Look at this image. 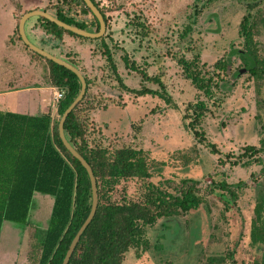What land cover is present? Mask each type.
<instances>
[{
    "label": "rangeland",
    "instance_id": "rangeland-1",
    "mask_svg": "<svg viewBox=\"0 0 264 264\" xmlns=\"http://www.w3.org/2000/svg\"><path fill=\"white\" fill-rule=\"evenodd\" d=\"M63 1L0 0V109L30 113L37 108V113H43L47 102L54 100V90L18 91L39 82L47 85L49 65L19 40L18 29L6 39L14 8L17 25L26 11L47 8L55 14L59 6L75 17L93 20L92 15L81 13L82 6L72 4L69 11ZM96 2L106 14L107 31L104 39L97 40V72L82 66L92 82L84 103L87 106L91 101L93 106L87 113L90 145L110 150L142 148L155 184L178 194L183 180L194 178L203 198L196 209L145 226L148 244L131 248L122 264H209L211 257L223 258L216 264L252 262L264 252V245L253 246L250 239L254 208L264 186V154L251 149L259 148L264 137V86L260 83L259 94L251 73L234 75L245 67L238 54L233 55L227 70H219L215 64L232 49L243 48L240 24L248 12L259 20L257 39L260 54H264V0ZM249 4L257 5L250 10ZM40 24L36 17L28 21L32 40H38L31 30ZM102 41L110 46L127 86L159 88V84L143 80L140 69L159 75L175 103L124 90L106 58L99 57L104 51ZM180 58L197 61L207 77L213 75L217 83L224 78L230 88L220 90L214 85V93L205 94L186 77ZM132 61L135 69L127 65ZM43 98L46 101L38 108ZM201 100L209 110L197 123L190 105ZM222 182L237 191V199L219 187ZM239 182L243 186L236 188ZM222 194L231 200L230 207ZM53 203V195L35 192L27 223L4 221L0 264H38L40 239L49 226Z\"/></svg>",
    "mask_w": 264,
    "mask_h": 264
},
{
    "label": "trees",
    "instance_id": "trees-1",
    "mask_svg": "<svg viewBox=\"0 0 264 264\" xmlns=\"http://www.w3.org/2000/svg\"><path fill=\"white\" fill-rule=\"evenodd\" d=\"M99 7L96 0H93ZM67 5H83L81 13L91 12L84 0H64ZM257 4H249L252 10ZM100 8V7H99ZM47 10V9H45ZM68 10H71L69 7ZM104 17V11L100 8ZM57 17L82 29H89L85 21H77L60 6ZM22 17V16H21ZM40 27L61 39L69 33L81 38L50 20L38 17ZM106 20V17H105ZM259 20L252 12L244 15L240 24V35L244 39L242 49L234 48L226 58H220L215 67L227 70L232 64V57L238 54L246 72L257 80V91L264 86V54H260L257 36L260 33ZM99 28L98 19L90 23ZM18 29L19 40H22ZM27 47V46H26ZM28 48V47H27ZM34 55L42 57L33 52ZM103 54L121 87L138 95H157L167 104H174V99L165 87L162 79L149 76L140 69L144 80H151L161 89L143 87L140 89L127 86L120 75L112 51L104 44ZM128 56H125L129 62ZM48 63L47 85L65 88V96L58 102L56 114L30 115L0 109V234L4 221L27 223L35 192L54 196L50 222L42 239L41 254L38 264H62L69 246L78 230L88 217L92 207V187L89 174L82 163L66 148L58 130L59 120L64 111L73 102L81 89L78 76L66 67L44 58ZM73 64L78 63L73 59ZM187 78L199 90L207 95L214 93L217 85L220 90L230 88L228 80L217 83L214 76L207 77L196 62L185 58L179 59ZM130 67L135 69L136 62ZM234 75H238L236 72ZM87 92L80 103L69 114L65 122V131L77 150L85 157L94 170L98 184V208L93 221L82 235L69 264H122L126 253L133 247L148 244L145 239V226H152L163 217L186 213L198 208L203 203L199 194V181L194 178L183 180L178 194H173L152 181L153 171L147 152L142 148L121 147L113 150L92 146L88 141L90 124L87 113L93 108L88 101L91 78L85 75ZM197 123L208 112L209 107L201 100L191 104ZM252 153L264 154V137L260 146H252ZM264 173V167L262 168ZM245 185V184H244ZM241 188V182L234 185ZM219 187L227 190L232 199L238 193L230 184L221 183ZM225 204L230 207L229 198L222 194ZM250 239L253 246L264 245V186L254 208L251 221ZM235 251L231 256H234ZM223 258L211 257L209 264L222 263ZM246 264H264V253Z\"/></svg>",
    "mask_w": 264,
    "mask_h": 264
},
{
    "label": "water",
    "instance_id": "water-1",
    "mask_svg": "<svg viewBox=\"0 0 264 264\" xmlns=\"http://www.w3.org/2000/svg\"><path fill=\"white\" fill-rule=\"evenodd\" d=\"M84 1L87 4V6L92 10V12L95 14V16L98 18V20L100 22L99 31H89V30L82 29V28H79L77 26L71 25V24L64 22L63 20L59 19L56 14H53L49 11L44 10V9L29 10L22 15V17L20 18V21H19L20 36H21L23 42L26 44V46L29 47V49L40 54L44 58L52 60L55 63L62 65L64 67H66L67 69L71 70L72 72H74L78 76V78L81 82V89H80L78 95L76 96V98L73 100V102L68 106V108L64 111V113L60 117L58 130H59L60 137H61L64 145L66 146V148L73 154V156H75L82 163V165L86 168V170L89 174L90 181H91V187H92V207H91V210H90L88 217L86 218V220L84 221V223L82 224V226L78 230L77 234L73 238V240L69 246V249L66 252V255L64 257L62 264H69L70 259L73 255V253L75 252L82 235L84 234V232L86 231V229L88 228V226L93 221V219L96 215L98 203H99L98 184H97V178L94 174V170H93L92 166L90 165V163L85 159V157L77 150V148L74 146V144L70 141V139L68 138L66 131H65V122H66L69 114L73 111V109L77 106V104L83 100V98L87 92L88 84H87L86 77L80 68H78L72 62L65 60L64 58L58 56L57 54L53 53L52 51L42 47L36 41L32 40L27 33L26 26H27V22L31 18L43 17V18L50 20L51 22L56 23L58 26L66 29V30H69L71 32H74L80 36L87 37V38H101L105 34L106 28H107L104 16H103L101 10L95 5V3L92 0H84ZM246 70H247L246 68H241L240 73H244V72H246Z\"/></svg>",
    "mask_w": 264,
    "mask_h": 264
},
{
    "label": "crops",
    "instance_id": "crops-1",
    "mask_svg": "<svg viewBox=\"0 0 264 264\" xmlns=\"http://www.w3.org/2000/svg\"><path fill=\"white\" fill-rule=\"evenodd\" d=\"M15 8L12 9L10 12V29L11 32L9 31V37L6 39V41L11 38L14 34V30L17 27V22L15 18ZM28 23V22H27ZM33 27H36L33 25ZM14 28V29H13ZM27 33L29 37L32 39L31 34L29 33V28L26 26ZM13 31V32H12ZM34 35L38 38L36 41L39 45L42 47L52 51L55 54L65 56V55H70L72 58H79L81 60V65L80 66H85L88 68L89 72H97V40H85L81 39L75 36H72L70 34H63L61 39H58L54 37L52 34L47 33V31L43 30L40 25L37 26L34 30H31ZM19 43L18 41L16 42L15 47H20L18 46ZM99 57H102L101 54H99ZM82 68V67H80ZM81 71L86 75L87 73L81 69ZM22 86V85H21ZM10 88H17V87H10ZM54 87L43 84L42 82L36 83L35 85L31 86H26L22 87L18 91L22 90H30V89H37L42 91L43 89H49V90H54ZM17 90V89H16ZM46 101L45 98L42 99V102L38 104V108H42L43 103ZM58 104L56 103L55 100H51L47 102V109L43 113H37V108L34 110H31L30 113L28 112H23L24 114H30V115H41V114H47L50 113L52 116L56 114ZM5 110V109H1ZM5 111H10V110H5ZM15 112V111H13ZM20 113V112H18Z\"/></svg>",
    "mask_w": 264,
    "mask_h": 264
},
{
    "label": "flooded vegetation",
    "instance_id": "flooded-vegetation-1",
    "mask_svg": "<svg viewBox=\"0 0 264 264\" xmlns=\"http://www.w3.org/2000/svg\"><path fill=\"white\" fill-rule=\"evenodd\" d=\"M93 1V0H92ZM94 2V1H93ZM95 3V2H94ZM87 5V4H86ZM96 5V4H95ZM77 6H82V9L84 8L83 7V5H77ZM97 6V5H96ZM69 7H71L70 5H69ZM98 7V6H97ZM99 8V7H98ZM45 9H47V8H45ZM44 9V10H45ZM69 9V8H68ZM82 9H81V11H82ZM90 9V8H89ZM100 9V8H99ZM49 9H47L46 11H48ZM57 10H58V8H57ZM91 10V9H90ZM70 11V10H69ZM27 12V11H26ZM55 14H57V11H56V13ZM86 16H88V15H92L93 16V20H87L88 18L86 17L85 19H83V18H78V17H75V16H73L72 14H70V13H68V15H70V16H72V17H74V19L75 20H77V21H79V22H81V21H85L86 23H88V26H89V29H86V30H89V31H99V29H100V26H99V28H97V26L96 25H91L90 23H92L93 21H94V16H95V14L92 12V10H91V12H88V13H84ZM103 14V13H102ZM106 15V14H105ZM104 16V15H103ZM96 17V16H95ZM106 17V16H105ZM105 17H104V19H105ZM97 18V17H96ZM98 19V18H97ZM99 21V20H98ZM65 22V21H64ZM105 22H106V25H107V18H106V20H105ZM99 24H100V22H99ZM71 25H73V24H71ZM74 26H76V25H74ZM78 27V26H77ZM80 28V27H79ZM69 31V30H68ZM106 31H107V28H106ZM66 34H69V33H66ZM76 34V33H75ZM105 34H106V32H105ZM104 34V35H105ZM70 35H72V34H70ZM78 35V34H77ZM103 35V36H104ZM72 36H75V35H72ZM101 37V38H87V37H85V38H81V37H78V36H75V37H78V38H81V39H85V40H98V39H104V37ZM106 42H104V41H102V45L104 46V44H105ZM107 44V43H106ZM26 45V44H25ZM28 47V46H27ZM110 47V46H109ZM29 48V47H28ZM34 52V51H33ZM101 54V53H100ZM58 55V54H57ZM102 57L104 56L105 58H106V56L103 54V51H102ZM229 55H230V53H229ZM58 56H60V57H62V58H64L65 60H68V61H70V60H75L78 64L76 65L77 67L79 66V67H82V66H80L81 65V60L79 59V58H72L70 55H65V56H61V55H58ZM43 57V56H42ZM233 58V57H232ZM47 59V58H46ZM104 61V60H103ZM71 62V61H70ZM244 68H246V67H244ZM80 69H82V68H80ZM119 69V68H118ZM247 69V68H246ZM83 70V69H82ZM247 71V70H246ZM147 72V71H146ZM238 72V75L237 76H239L240 75V69L237 71ZM148 73V72H147ZM245 73V72H244ZM149 74V73H148ZM149 76H156V75H150L149 74ZM159 76V75H158ZM160 78H161V76H159ZM162 79V78H161ZM144 80V79H143ZM145 81H151V80H145ZM163 81V80H162ZM151 82H153V81H151ZM157 84V83H156ZM145 87H147V88H152V87H149V86H145ZM153 89H161V87H160V85H159V88H153ZM146 95H151V94H146ZM142 96H145V95H142ZM152 96H157V95H152ZM158 97V99L160 100H163L162 98H160L159 96H157ZM173 97V96H172ZM157 99V98H156ZM174 99V98H173ZM165 101V100H164ZM169 105H171V104H169ZM264 253V252H263ZM262 253V254H263Z\"/></svg>",
    "mask_w": 264,
    "mask_h": 264
},
{
    "label": "built area",
    "instance_id": "built-area-1",
    "mask_svg": "<svg viewBox=\"0 0 264 264\" xmlns=\"http://www.w3.org/2000/svg\"><path fill=\"white\" fill-rule=\"evenodd\" d=\"M54 100L59 102L66 94V89L65 88H58L54 87Z\"/></svg>",
    "mask_w": 264,
    "mask_h": 264
}]
</instances>
